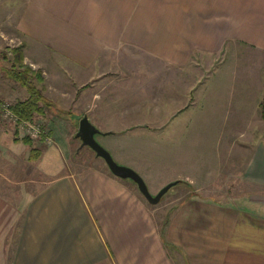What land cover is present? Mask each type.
<instances>
[{
  "label": "crops",
  "instance_id": "obj_1",
  "mask_svg": "<svg viewBox=\"0 0 264 264\" xmlns=\"http://www.w3.org/2000/svg\"><path fill=\"white\" fill-rule=\"evenodd\" d=\"M24 3L20 28L28 40L63 61L50 65L54 72L48 75L47 91L59 92L52 104L57 99L64 104L61 93L68 92L70 116L86 115L95 126L107 122L104 113L124 110L119 80L134 81L144 76L143 70L155 80L160 70L162 98L170 107L190 92L203 97L204 74L189 76L191 67L201 66L189 61V54L210 45L206 37L215 38L218 49L229 38L264 53V0ZM141 51L164 59L142 61L137 58ZM79 81L83 88L76 86ZM157 85L150 93H157ZM166 104L164 115L172 111ZM56 171L41 189L18 202L0 193V264H264V140L251 148L241 170L242 181L256 188L232 194L245 198L241 204L209 201L199 190H183L161 219L128 179L104 170L79 175ZM174 180L181 179L147 187L153 194Z\"/></svg>",
  "mask_w": 264,
  "mask_h": 264
},
{
  "label": "rangeland",
  "instance_id": "obj_2",
  "mask_svg": "<svg viewBox=\"0 0 264 264\" xmlns=\"http://www.w3.org/2000/svg\"><path fill=\"white\" fill-rule=\"evenodd\" d=\"M24 2L0 0V193L15 202L24 198L26 193L41 189L53 173L58 172L57 168L60 173L74 172L76 175L99 170L111 173L105 161L88 146H81L80 139L75 137L82 116L77 119L70 116L73 109L65 106L69 104L68 92L61 93L62 100L65 97L64 104L60 102L62 106L57 99V103L53 101L54 104L44 107L42 115H34L31 124L45 138H32V146L39 148L41 155L37 160H28L31 146L19 141L27 135L28 129L20 124L15 132L16 122L6 115L7 105L28 95L26 87L7 75L5 69L14 63L15 58L7 49L22 47L23 63L42 74L43 82L35 78L32 81L50 101L56 99L55 92L59 93L47 91L48 75L54 72L50 65L54 60L63 65V61L43 45L28 40L20 28ZM149 23L152 28L158 27L156 22ZM160 23L164 25V22ZM204 39L211 41L210 45L189 54V61L201 65L200 68L191 67L189 76L196 77L201 71L204 74L203 97L196 98L190 92L183 99L179 96L182 100L173 101L170 107V103L166 104L162 98L164 80H159L160 70H157V80L143 70L144 76L139 75L140 78L134 81L133 77H124L117 83L124 110L120 108L109 116L104 113L107 122H96L99 130L94 136L96 141L108 150L116 163L133 168L146 184L158 187L163 179H181L159 202L149 203L156 208L158 219L164 217L167 206L176 204L189 189L193 193L199 190L197 192L209 201L228 203L234 200L241 204L245 198L232 194L256 188L242 181L241 170L251 148L264 140V120L259 105L264 94V53L245 47L238 39L231 40L234 42L226 39L220 49L213 43L215 38ZM139 54L137 58L142 61L164 59L149 52ZM162 72L164 75L165 70ZM67 80L64 88L68 87ZM155 82L158 83L157 93H150ZM82 84L79 81L76 86L83 88ZM125 98H132V101ZM165 104L167 110L172 109L171 114L164 115ZM156 123L163 124L159 127ZM112 129L126 131L108 132ZM154 144L162 147L155 148ZM186 178L192 179L194 185L191 186V181ZM134 187L137 188L135 183ZM153 191L157 193L159 190Z\"/></svg>",
  "mask_w": 264,
  "mask_h": 264
},
{
  "label": "trees",
  "instance_id": "obj_3",
  "mask_svg": "<svg viewBox=\"0 0 264 264\" xmlns=\"http://www.w3.org/2000/svg\"><path fill=\"white\" fill-rule=\"evenodd\" d=\"M7 51L14 54V63L6 68L7 75L18 81L22 86L27 89V97L23 100H17L16 102L9 104L8 108L17 117L15 132L20 122L32 121L35 114L42 115L44 113V107L51 105V101L44 97L40 92V89L32 81L35 78L38 82H43L42 74L39 70L33 71L27 65L23 63L22 47H15L7 49ZM5 59V56H3ZM260 116L264 120V94L260 100ZM40 138H45V135L41 134ZM23 144L31 146L29 150L28 160H37L41 155V150L32 146V138L29 135H25L19 139ZM179 183L180 180H176Z\"/></svg>",
  "mask_w": 264,
  "mask_h": 264
},
{
  "label": "water",
  "instance_id": "obj_4",
  "mask_svg": "<svg viewBox=\"0 0 264 264\" xmlns=\"http://www.w3.org/2000/svg\"><path fill=\"white\" fill-rule=\"evenodd\" d=\"M98 132L99 130L90 122L89 118L86 115H83L79 119L78 130L75 133V137L80 139L81 146H88L95 152L96 156L101 157L113 175L123 179H131L149 203L155 204L159 202L167 190L172 185L177 184L176 180L168 182L162 186L157 193L151 194L143 178L133 168L116 163L108 150L96 141L94 136Z\"/></svg>",
  "mask_w": 264,
  "mask_h": 264
},
{
  "label": "built area",
  "instance_id": "obj_5",
  "mask_svg": "<svg viewBox=\"0 0 264 264\" xmlns=\"http://www.w3.org/2000/svg\"><path fill=\"white\" fill-rule=\"evenodd\" d=\"M6 109H7L6 115L9 116L11 119H13V121L16 122L17 117L8 108V105H7ZM20 124H22L24 127H26L28 129L27 135H29L31 138L40 137L41 131L37 127L33 126L30 121L20 122L19 125Z\"/></svg>",
  "mask_w": 264,
  "mask_h": 264
}]
</instances>
